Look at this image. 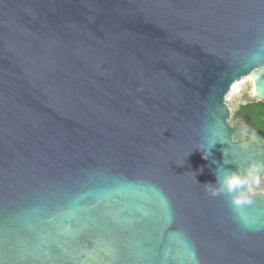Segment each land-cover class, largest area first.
Instances as JSON below:
<instances>
[{
    "label": "water",
    "instance_id": "1",
    "mask_svg": "<svg viewBox=\"0 0 264 264\" xmlns=\"http://www.w3.org/2000/svg\"><path fill=\"white\" fill-rule=\"evenodd\" d=\"M249 76L264 0H0V264H264Z\"/></svg>",
    "mask_w": 264,
    "mask_h": 264
},
{
    "label": "rangeland",
    "instance_id": "2",
    "mask_svg": "<svg viewBox=\"0 0 264 264\" xmlns=\"http://www.w3.org/2000/svg\"><path fill=\"white\" fill-rule=\"evenodd\" d=\"M236 84H238L237 91H233V87ZM234 85L226 96V103L231 110L232 118L235 116L240 104L246 103L248 101L258 100L254 96L253 79L251 76L244 77L240 82H237ZM249 188L253 193L264 192V178L259 180L257 183L249 184Z\"/></svg>",
    "mask_w": 264,
    "mask_h": 264
},
{
    "label": "trees",
    "instance_id": "3",
    "mask_svg": "<svg viewBox=\"0 0 264 264\" xmlns=\"http://www.w3.org/2000/svg\"><path fill=\"white\" fill-rule=\"evenodd\" d=\"M239 112L245 113L250 117L253 125L264 137V100L248 101L241 105Z\"/></svg>",
    "mask_w": 264,
    "mask_h": 264
},
{
    "label": "flooded vegetation",
    "instance_id": "4",
    "mask_svg": "<svg viewBox=\"0 0 264 264\" xmlns=\"http://www.w3.org/2000/svg\"><path fill=\"white\" fill-rule=\"evenodd\" d=\"M243 104H244V103H243ZM241 105H242V104H240V105L238 106V109H237V111H236V113H235V116H234L232 119H234V118L237 117L238 115H243V116H245V117L250 118V117L247 116L245 113H243V112H239ZM243 141L245 142L246 140H243ZM262 179H263V178H262ZM259 180H261V179H259ZM259 180H258V181H259ZM263 193H264V192H263Z\"/></svg>",
    "mask_w": 264,
    "mask_h": 264
},
{
    "label": "bare ground",
    "instance_id": "5",
    "mask_svg": "<svg viewBox=\"0 0 264 264\" xmlns=\"http://www.w3.org/2000/svg\"><path fill=\"white\" fill-rule=\"evenodd\" d=\"M237 86H238V84L234 85V87H233V91H234V90L237 91Z\"/></svg>",
    "mask_w": 264,
    "mask_h": 264
}]
</instances>
